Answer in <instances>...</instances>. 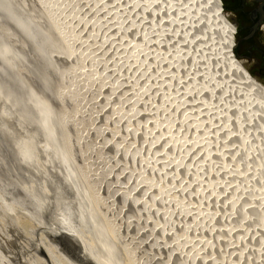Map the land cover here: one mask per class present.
Masks as SVG:
<instances>
[{"label": "rangeland", "instance_id": "rangeland-1", "mask_svg": "<svg viewBox=\"0 0 264 264\" xmlns=\"http://www.w3.org/2000/svg\"><path fill=\"white\" fill-rule=\"evenodd\" d=\"M215 2L0 0L14 39L0 30V81L29 119L0 115L25 136L33 116L47 122L28 179L0 151L11 213L0 218V264H54V253L81 264L49 236L56 209L84 219L95 264H264V99L235 68ZM70 163L117 252L95 244ZM11 240L20 260L2 248Z\"/></svg>", "mask_w": 264, "mask_h": 264}, {"label": "water", "instance_id": "water-1", "mask_svg": "<svg viewBox=\"0 0 264 264\" xmlns=\"http://www.w3.org/2000/svg\"><path fill=\"white\" fill-rule=\"evenodd\" d=\"M219 1L226 21L232 30L235 42L234 49L228 53L248 75L264 87V32L261 28L262 23L264 22V0ZM4 86L5 85L0 81V107L3 106L5 112L6 110L14 111V113L18 112L19 114H15L17 119L14 115L11 116V119L16 123H27V120L29 119L27 117L29 110L26 111L23 104L21 105L14 102L13 99L17 94H15V91L13 92L14 95L12 93L9 94V90H7L8 88ZM32 102L35 105L41 104L42 106H46L47 109H45V115H47L49 107L46 102L44 104L40 99H32ZM11 119L7 120V116L0 115V151H2V153L14 163L19 174L24 178H27L25 173L28 168L30 167L29 173H34L35 169L34 155L36 154V150L34 147L35 140L33 136L40 135L39 138H42L43 131L41 128L46 126L47 122H44L46 125L43 124L42 126V124H40L42 121L40 115L33 116L31 120L34 124H32V128L29 131V136H25L20 132L17 126L18 124ZM47 119L48 117L45 116V120ZM59 139L62 144L61 138ZM44 140H46L45 136L40 143L41 146L44 145ZM60 143H58L57 146L55 145L54 148H56L59 153L62 152L63 157L69 159L67 152L61 148ZM27 145H30V148H28ZM70 165L72 166V163H70ZM72 168L75 172L74 175L76 176L75 181H77L79 188L83 192L85 205L91 214V223H89L92 225V234L93 230H98L100 234L99 238L94 235L93 240L95 241V244L99 245L100 249L108 251V253L117 252L118 248L103 230V221L101 220V217H99L97 212L90 205L88 197L89 193L86 187L81 183L80 177L73 166ZM51 208L54 207L51 205L49 210H51ZM56 211L59 212L60 210L58 211V209H56ZM57 212L48 215V229L50 230L49 236L51 239H53V241L73 260L81 264H95L85 251V246L82 241L83 237H89L91 234H83V231L78 229L84 219L80 218L81 215H73V213H70L68 215L69 217L63 216V211H60L58 216H56ZM62 221L65 222V225L61 223Z\"/></svg>", "mask_w": 264, "mask_h": 264}, {"label": "bare ground", "instance_id": "bare-ground-1", "mask_svg": "<svg viewBox=\"0 0 264 264\" xmlns=\"http://www.w3.org/2000/svg\"><path fill=\"white\" fill-rule=\"evenodd\" d=\"M214 1H216L215 3L217 4V6L218 7H220V1L219 0H214ZM76 6V5H75ZM77 7V6H76ZM46 9V8H45ZM71 8H69L68 9V11H69V13H71V14H73V13H75L76 12V8L75 9H72V10H70ZM220 9H221V7H220ZM48 9H46L45 10V13L46 12H48L47 11ZM136 21V20H135ZM56 22V23H55ZM226 22V21H225ZM51 23V22H50ZM60 21L58 20V24H57V21H54V23H53V21H52V24H55V25H53V27H55V29L59 32H57V34H59V37H61V39L63 40V42L64 43H66L65 42V40H66V38L64 37V39H63V33H62V31H63V29L61 28H59V26L62 24V23H60ZM59 25V26H57V25ZM3 25V24H2ZM4 26V25H3ZM5 27V26H4ZM226 27H227V29H228V31H229V34L231 35V38H232V30L230 29V28H228V26H227V23H226ZM0 28H3V27H1V25H0ZM6 28H8V27H5V28H3V30L2 29H0L1 31H2V33L7 37V39L9 40H11L12 39V41H14V39H13V35H11L10 34V31H8ZM2 35V34H1ZM3 35V36H4ZM17 43V42H16ZM11 44H12V42H11ZM21 44V43H20ZM14 45V44H13ZM16 45V44H15ZM19 45V44H18ZM65 46H66V44H65ZM231 46H233V48L235 47V43H234V41H232V39H231ZM238 65V64H237ZM238 67V73H239V75L241 76V79H242V81L244 82V83H246V84H249V85H251L253 88H254V90L256 91V93L262 98V99H264V87L260 84V83H258L257 81H255L250 75H248L242 68H241V66H236L235 68H237ZM56 88V87H55ZM55 92H57V89L55 90ZM61 114H59L58 113V116H60ZM55 117H56V115H55ZM59 118V117H58ZM166 137V136H165ZM167 139H168V137H167ZM168 142H169V140H168ZM91 199H93V198H91ZM92 201V200H91ZM94 201V200H93ZM177 202V204H180V200H178V201H176ZM2 203V202H1ZM0 203V218L3 220V221H7V222H9V221H11V218H10V216H11V213L10 212H8V211H6L5 210V208L3 207L4 206V204H3V206H2V204ZM7 210H10V209H8L7 208ZM38 210V209H37ZM8 218V219H7ZM1 222V221H0ZM13 224V229L15 228V230L17 231V233H19V235H20V237L22 238V231L20 230V228H18L16 225H15V223H12ZM9 230V232L11 231V229H8ZM12 233H14V230L12 231ZM19 240V239H18ZM53 240V239H52ZM8 246L4 243V245H2V248L4 249V251L6 252V253H8V254H11V255H17V253L20 251V247H19V244H17V241H15V240H11V241H9L8 242ZM57 252V251H56ZM53 253V252H52ZM54 254H56V253H54ZM54 254H52V255H54ZM50 255V257L49 258H52V260H53V263L54 264H67L66 262H68L66 259H63V257L60 255V256H58L57 255V258H53V256L51 255V254H49ZM3 256V255H2ZM21 256V255H20ZM20 256H18L17 255V257L19 258V260H20ZM52 256V257H51ZM16 257V256H15ZM60 257H62V259H59ZM70 257V256H69ZM71 258V257H70ZM24 259V258H23ZM72 259V258H71ZM18 260V259H17ZM17 260H16V262H17ZM26 260V259H25ZM63 260H66V262L65 261H63ZM73 260V259H72ZM75 261V260H74ZM19 262V261H18ZM77 262V261H76ZM20 263V262H19ZM41 263V262H40ZM8 264V263H7Z\"/></svg>", "mask_w": 264, "mask_h": 264}, {"label": "flooded vegetation", "instance_id": "flooded-vegetation-1", "mask_svg": "<svg viewBox=\"0 0 264 264\" xmlns=\"http://www.w3.org/2000/svg\"><path fill=\"white\" fill-rule=\"evenodd\" d=\"M261 28H262V30H263V32H264V22L262 23ZM232 39H233V41H234L233 35H232ZM234 43H235V42H234Z\"/></svg>", "mask_w": 264, "mask_h": 264}]
</instances>
